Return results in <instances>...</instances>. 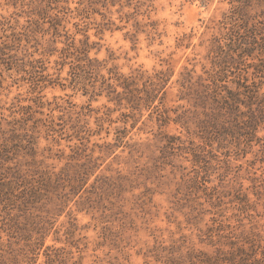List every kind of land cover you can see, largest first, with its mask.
I'll use <instances>...</instances> for the list:
<instances>
[{
  "label": "rangeland",
  "instance_id": "1",
  "mask_svg": "<svg viewBox=\"0 0 264 264\" xmlns=\"http://www.w3.org/2000/svg\"><path fill=\"white\" fill-rule=\"evenodd\" d=\"M0 264H264V0H0Z\"/></svg>",
  "mask_w": 264,
  "mask_h": 264
}]
</instances>
